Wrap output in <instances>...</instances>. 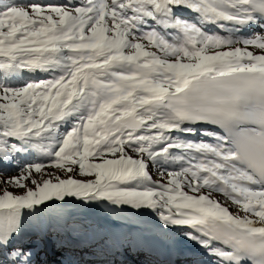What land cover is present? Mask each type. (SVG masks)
Here are the masks:
<instances>
[{"label":"snow or ice","instance_id":"1","mask_svg":"<svg viewBox=\"0 0 264 264\" xmlns=\"http://www.w3.org/2000/svg\"><path fill=\"white\" fill-rule=\"evenodd\" d=\"M144 233L264 264V0H0V264H130Z\"/></svg>","mask_w":264,"mask_h":264},{"label":"rangeland","instance_id":"2","mask_svg":"<svg viewBox=\"0 0 264 264\" xmlns=\"http://www.w3.org/2000/svg\"><path fill=\"white\" fill-rule=\"evenodd\" d=\"M153 173H154V179H159V177L157 175H155V170L154 169H153ZM16 175H19V172H17V171H11L10 170L6 174H4V178H8V177H11V176H16ZM69 211L72 213V217H73L74 220H88V221H91L92 222L91 218H89L90 215H87V212H90L93 215H95V213H98L99 215L103 216L104 218H106L109 221H111V219H117V217L115 216V214H110V217L111 218H109V217H106L105 216L104 212H102L101 210H98V209H90V208H83V207H74V208H71ZM149 218L152 221L154 219V217L153 218L149 217ZM109 226H111V225H109ZM28 229H29V231H31V229H32V224L31 223H29ZM54 254L55 255L57 254V258L55 259V261L53 263L54 264H58V261H60L61 259H63V257L58 252H55L54 251ZM130 264H133V261H132V263L130 262Z\"/></svg>","mask_w":264,"mask_h":264},{"label":"bare ground","instance_id":"3","mask_svg":"<svg viewBox=\"0 0 264 264\" xmlns=\"http://www.w3.org/2000/svg\"><path fill=\"white\" fill-rule=\"evenodd\" d=\"M99 218V217H98ZM152 221V220H151ZM135 233L132 232V236L134 235ZM149 236V233L147 234V237ZM149 239L152 238V237H148ZM182 246H187V247H193V246H190V245H187V244H183L182 242ZM51 247V246H50ZM194 254H197L199 253L198 251H196L194 248H193V251H192ZM48 260H49V264H52L55 259L57 258V254L55 255L54 254V251H50L49 253V256L47 257ZM137 258H149L151 259L154 264H161L162 261H164L165 259L162 257V256H159V255H152V254H145V255H139V256H130L129 257V261L132 263L133 261V264H135V262H138L136 261ZM85 259H92V257H85ZM202 259H204L202 257ZM54 264V263H53Z\"/></svg>","mask_w":264,"mask_h":264}]
</instances>
